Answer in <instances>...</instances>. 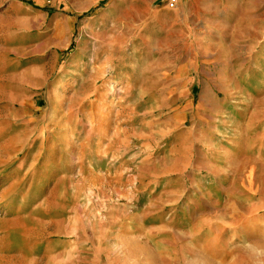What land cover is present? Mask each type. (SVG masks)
<instances>
[{"label": "rangeland", "instance_id": "374dc122", "mask_svg": "<svg viewBox=\"0 0 264 264\" xmlns=\"http://www.w3.org/2000/svg\"><path fill=\"white\" fill-rule=\"evenodd\" d=\"M0 28V264H264V0H0Z\"/></svg>", "mask_w": 264, "mask_h": 264}, {"label": "crops", "instance_id": "0c3cea01", "mask_svg": "<svg viewBox=\"0 0 264 264\" xmlns=\"http://www.w3.org/2000/svg\"><path fill=\"white\" fill-rule=\"evenodd\" d=\"M12 11H5V13L2 14V16H8L9 19L12 18V22H15V17H19V16H22V12H18L17 9H11ZM17 12V13H16ZM37 15V14H36ZM2 18V17H1ZM23 19V21H21V23H24L26 19L24 18H21ZM2 29V28H0Z\"/></svg>", "mask_w": 264, "mask_h": 264}, {"label": "bare ground", "instance_id": "6f19581e", "mask_svg": "<svg viewBox=\"0 0 264 264\" xmlns=\"http://www.w3.org/2000/svg\"><path fill=\"white\" fill-rule=\"evenodd\" d=\"M152 31V30H151ZM153 33V32H152ZM199 45H200V42L198 43ZM112 200V199H111ZM110 200V201H111ZM103 207V206H102ZM120 209L119 208H115L114 210H112V212L113 211H115V212H113V214H114V216L115 215H117L120 211H119ZM97 214H98V212H97ZM101 215V214H100ZM102 216V215H101ZM103 218H100V216L99 217H96V219H98V221L101 223V222H107L108 220H109V217H110V219H111V216H110V213L109 212H107L106 211V213L104 214V216H102Z\"/></svg>", "mask_w": 264, "mask_h": 264}, {"label": "built area", "instance_id": "2783aa9c", "mask_svg": "<svg viewBox=\"0 0 264 264\" xmlns=\"http://www.w3.org/2000/svg\"><path fill=\"white\" fill-rule=\"evenodd\" d=\"M165 3L168 5V7L171 9V8H174L176 6V0H164Z\"/></svg>", "mask_w": 264, "mask_h": 264}]
</instances>
